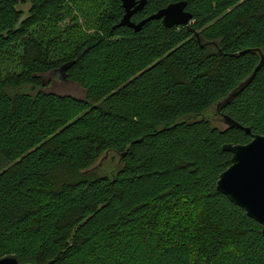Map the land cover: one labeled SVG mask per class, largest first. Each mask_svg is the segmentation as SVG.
Returning <instances> with one entry per match:
<instances>
[{
  "label": "trees",
  "instance_id": "obj_1",
  "mask_svg": "<svg viewBox=\"0 0 264 264\" xmlns=\"http://www.w3.org/2000/svg\"><path fill=\"white\" fill-rule=\"evenodd\" d=\"M184 1L189 26L135 31L120 0H0V257L264 264L260 224L216 189L222 146L264 135V0ZM67 62L82 99L41 89ZM110 151L120 168L93 173Z\"/></svg>",
  "mask_w": 264,
  "mask_h": 264
},
{
  "label": "water",
  "instance_id": "obj_2",
  "mask_svg": "<svg viewBox=\"0 0 264 264\" xmlns=\"http://www.w3.org/2000/svg\"><path fill=\"white\" fill-rule=\"evenodd\" d=\"M145 1L146 0H120L121 7L123 8V16H122L118 26H127V27L132 28L135 31H138L142 25H144L147 21H150V20H161L163 25L167 28H171V27L179 26V25L188 26L191 22L192 14L188 10H186L187 2L184 0L175 1V2L169 3L167 5L168 8H180L181 12H180L179 16L171 17V16L167 15V8L163 7V8H160L159 10H157L155 13L148 16L147 18H145V19H143L137 23L132 22L131 21L132 15L143 8V6L145 5ZM259 54H260V61H259L258 65L256 66L255 70L253 71V73L251 74V78L255 75V73L257 72V70L260 68V66L263 63L264 54L261 53L260 51H259ZM72 64H73L72 62H67L58 68L57 71L60 73L61 79H64L65 71L69 67H71ZM246 83L247 82H243L242 84H240L233 92H231V94L227 97L226 100L227 101L230 100L235 95V93L237 91H239L240 89H242L244 87V85ZM216 112H219V104H217V106H216ZM219 116H220L219 119L224 123V125L227 128H241L246 133L249 132V130L247 128L242 127L241 125H239L237 122H235L229 116L222 114V113H220ZM253 137H255L256 139H264V135H252L251 139ZM243 145L244 144H241V143H238V144H231L230 143V144H224L222 146L223 150L228 151L232 154L230 166L234 163L235 153L233 152V149L239 148ZM229 167H227V168H229ZM254 170H255L257 179H259L260 178V171H261V164L259 161L254 162ZM222 173L223 172H221L219 174L218 179L216 181L217 191L220 192L225 197H227L233 204L242 208L248 217H250V218L254 219L256 222H258L261 226L262 236L264 237V217H261L259 214L255 215V216L251 215L248 212L247 208L244 207V205L242 203H239L236 199H233L232 196L229 195L228 192H226L224 190V188L221 186L220 180H219V177ZM0 261H3V264H22L19 262V260L15 254H5V255L0 257ZM27 264H31V263H27Z\"/></svg>",
  "mask_w": 264,
  "mask_h": 264
},
{
  "label": "snow or ice",
  "instance_id": "obj_3",
  "mask_svg": "<svg viewBox=\"0 0 264 264\" xmlns=\"http://www.w3.org/2000/svg\"><path fill=\"white\" fill-rule=\"evenodd\" d=\"M161 6L167 8V15L171 17L180 15V8H168L166 4ZM233 152L234 163L224 169L219 177L220 184L233 199L242 203L251 215L259 214L264 217V139L253 137L243 146L233 149ZM256 161L261 164L259 179L254 170ZM0 264H3V261H0Z\"/></svg>",
  "mask_w": 264,
  "mask_h": 264
},
{
  "label": "rangeland",
  "instance_id": "obj_4",
  "mask_svg": "<svg viewBox=\"0 0 264 264\" xmlns=\"http://www.w3.org/2000/svg\"><path fill=\"white\" fill-rule=\"evenodd\" d=\"M24 3L21 4V9L26 14L27 10L30 6V0H23ZM81 22L83 21L81 18L79 19ZM83 27V25H82ZM83 30H85V27H83ZM65 79V78H64ZM61 79L57 75L52 78L53 82L49 84V80L46 79L45 86H42L41 89L47 92H52L59 95H67L72 96L78 99H82L85 96L84 90L77 85L74 82L67 81L66 79ZM206 115H209L211 117H214V107L210 108ZM214 125L224 128L226 127L224 123L218 118L215 117L214 119ZM120 158L119 155L114 152H106L102 154L97 161L91 166V171L93 173H96L98 175H106V176H113L116 171L120 168Z\"/></svg>",
  "mask_w": 264,
  "mask_h": 264
},
{
  "label": "bare ground",
  "instance_id": "obj_5",
  "mask_svg": "<svg viewBox=\"0 0 264 264\" xmlns=\"http://www.w3.org/2000/svg\"><path fill=\"white\" fill-rule=\"evenodd\" d=\"M189 26V25H188ZM257 52V51H256Z\"/></svg>",
  "mask_w": 264,
  "mask_h": 264
}]
</instances>
